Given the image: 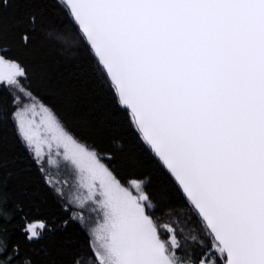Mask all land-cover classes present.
<instances>
[{
  "label": "snow or ice",
  "instance_id": "6c2138e0",
  "mask_svg": "<svg viewBox=\"0 0 264 264\" xmlns=\"http://www.w3.org/2000/svg\"><path fill=\"white\" fill-rule=\"evenodd\" d=\"M22 2L30 10L12 19L13 0H0V123L14 125L63 223L88 233L68 264H264V0ZM57 9L68 31L46 23ZM38 35L72 47L79 73L53 83ZM81 75L107 93L110 117L124 115L135 154L102 155L50 106L70 109ZM10 176L0 173V264H38L25 245L51 229ZM177 211L198 226L194 248L178 217L161 223Z\"/></svg>",
  "mask_w": 264,
  "mask_h": 264
},
{
  "label": "trees",
  "instance_id": "16d2710c",
  "mask_svg": "<svg viewBox=\"0 0 264 264\" xmlns=\"http://www.w3.org/2000/svg\"><path fill=\"white\" fill-rule=\"evenodd\" d=\"M29 10V6L22 0H13L8 15L15 19L25 15ZM45 19L52 28H63L68 31L67 25L61 23L66 19L64 11L46 10ZM36 48L52 72L53 83L63 84L68 73H79L80 66L72 47L49 43L43 36L38 35ZM79 79L80 86L75 89V98L70 109L55 102L50 106H53L62 121L76 132L78 139L97 147L102 155L113 154L117 159L124 160L129 155L135 154V138L129 131L124 115L121 113L110 117L107 114V93L99 91L95 85L87 82L83 75ZM36 91L40 97L51 98L45 88L39 87ZM48 102L49 100L46 99L45 103ZM85 121L90 122L98 130V134H87L80 126ZM118 144L123 145V152L116 151ZM145 171L152 173L149 191L158 189L159 174L152 172L151 169ZM0 173H11L10 186L25 188L22 196L25 207L31 215L45 219L51 229L46 230L41 239L25 245L38 264H68L73 252H84L87 249L89 236L77 223H63L69 214L61 209L56 195L44 184L37 169L29 163V154L19 142L14 125L11 123H0ZM177 217L189 238L186 247L194 248L195 245L191 243L190 237L198 230L195 223L184 224V215L178 211L173 216H163L161 223L171 222Z\"/></svg>",
  "mask_w": 264,
  "mask_h": 264
},
{
  "label": "rangeland",
  "instance_id": "374dc122",
  "mask_svg": "<svg viewBox=\"0 0 264 264\" xmlns=\"http://www.w3.org/2000/svg\"><path fill=\"white\" fill-rule=\"evenodd\" d=\"M37 120H39V117H37ZM43 136H44V133L43 132H41V137L43 138ZM43 150L46 152L47 151V146L46 145H44L43 146ZM56 172H57V170H56V168H52L51 169V173H52V175L55 177L56 176ZM60 179L62 180L63 179V176L61 175L60 176ZM70 215V214H69ZM84 230V229H83ZM85 232H86V234L88 235V233H87V231L86 230H84Z\"/></svg>",
  "mask_w": 264,
  "mask_h": 264
}]
</instances>
